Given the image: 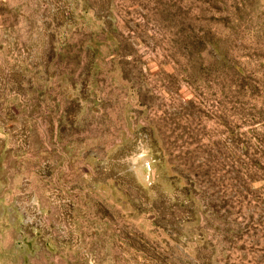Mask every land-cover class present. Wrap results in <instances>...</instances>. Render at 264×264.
I'll return each instance as SVG.
<instances>
[{
    "label": "rangeland",
    "instance_id": "374dc122",
    "mask_svg": "<svg viewBox=\"0 0 264 264\" xmlns=\"http://www.w3.org/2000/svg\"><path fill=\"white\" fill-rule=\"evenodd\" d=\"M0 264H264V0H0Z\"/></svg>",
    "mask_w": 264,
    "mask_h": 264
}]
</instances>
